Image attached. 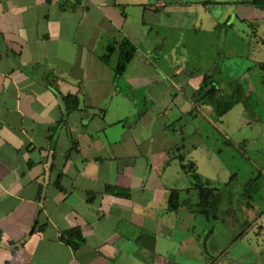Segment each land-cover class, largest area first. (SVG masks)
Wrapping results in <instances>:
<instances>
[{
    "label": "crops",
    "instance_id": "1",
    "mask_svg": "<svg viewBox=\"0 0 264 264\" xmlns=\"http://www.w3.org/2000/svg\"><path fill=\"white\" fill-rule=\"evenodd\" d=\"M240 1L0 0V264H213L254 248L264 264V191H226L230 168L216 184V129L251 106L249 72L264 64L228 62L221 77L231 14L214 9ZM251 5L235 19L246 29L264 15ZM237 90L219 116L215 101ZM224 231L230 244L211 253Z\"/></svg>",
    "mask_w": 264,
    "mask_h": 264
},
{
    "label": "rangeland",
    "instance_id": "2",
    "mask_svg": "<svg viewBox=\"0 0 264 264\" xmlns=\"http://www.w3.org/2000/svg\"><path fill=\"white\" fill-rule=\"evenodd\" d=\"M253 7L248 3H234L233 4H225L220 3L214 9V14L219 17L222 14V17L231 14V18L228 21L223 19L220 24L218 31L220 32L221 37L220 41L217 42L214 51L218 48V54L220 55L218 58L219 65L223 66V73L221 77L229 78V72L227 71L228 62L235 63L238 62L240 66L243 65H252V61L262 60L264 61V15H260V17L254 18L253 26H249V28H245L243 24L244 21H236V17L242 16L243 14H249L251 12V8ZM264 11V10H262ZM249 21V20H248ZM206 23V22H205ZM233 23V24H232ZM203 24V23H202ZM207 27V23L204 25ZM246 29L248 35L245 36V39L240 38L239 34ZM231 33V34H230ZM203 42V41H201ZM205 42L203 43V45ZM208 46V44H205ZM261 51H260V50ZM201 57L204 59L210 57V53L206 50L199 51ZM264 69V66H263ZM262 69L261 77L258 76L259 69H254L253 72H249L250 77L254 80L255 88L259 89L257 86L258 81L264 80V71ZM224 81V79H223ZM232 81V80H229ZM246 82L243 80H239L238 83L233 82L234 86L231 87V90L238 84L242 85L243 88H246ZM264 83V82H263ZM228 84V81H226ZM227 89H230V86L227 85ZM255 89L256 93L250 94V103L251 106L245 109L246 111H242V105L237 106L230 114H228L227 119H231L229 121L230 126L222 125L221 127L216 129V133L214 138L217 143L220 144L222 151L220 154V161L222 163V174H219L220 180L216 184L224 183L228 177H225V172L230 168L231 171L237 173L235 180L233 183L228 185L226 191H238L243 190V186H245V190H251V187H247L248 185H252V188H256L254 184L258 185L257 191H264V103L261 101L260 96ZM241 112V113H240ZM241 116H244L243 123L240 121ZM230 117V118H229ZM247 121H251V123H246ZM243 127L238 129L235 134H231L233 127L236 129L240 126ZM252 138L249 142H241L239 140L245 138ZM232 139L231 141L226 142L227 139ZM263 170V171H262ZM257 182V183H256ZM236 193V192H235ZM264 205V204H263ZM261 206V204H260ZM234 217V216H233ZM259 227V226H258ZM221 229L225 230V226L221 225ZM219 227L217 228V232L219 231ZM220 233V232H218ZM227 231L218 237L216 233L217 239L213 246L214 251L211 253L223 252L226 247L230 244L228 238L224 235ZM221 234V233H220ZM221 238V239H220ZM229 238H233L229 236ZM262 248V245H261ZM229 249V248H228ZM259 250L258 248H254L251 253H248L243 257L245 261H232L230 258V254H232V250H229L230 254H225L222 256L220 261H214L213 264H262V254L259 255V252H255Z\"/></svg>",
    "mask_w": 264,
    "mask_h": 264
},
{
    "label": "trees",
    "instance_id": "3",
    "mask_svg": "<svg viewBox=\"0 0 264 264\" xmlns=\"http://www.w3.org/2000/svg\"><path fill=\"white\" fill-rule=\"evenodd\" d=\"M242 1L245 3L253 4L259 8H264V0H241L240 2ZM125 58L128 59V53L126 54V52H125ZM214 91L215 89L212 86L209 90L206 91L205 97L210 96V98H212L213 97L212 93ZM237 92H238V97L232 99V101L229 102L228 104L223 101L219 102V100L215 101L219 116L225 114V112L228 111L236 103V101L237 102L240 101L242 96H244V94L241 93L240 90H237ZM172 203L174 204V195L171 196V206ZM62 239L66 243L70 244L75 250L78 249L80 244H82L84 241L82 233L79 229H72L65 231L62 235Z\"/></svg>",
    "mask_w": 264,
    "mask_h": 264
},
{
    "label": "flooded vegetation",
    "instance_id": "4",
    "mask_svg": "<svg viewBox=\"0 0 264 264\" xmlns=\"http://www.w3.org/2000/svg\"><path fill=\"white\" fill-rule=\"evenodd\" d=\"M262 9H264V8H262ZM263 66H264V64H263ZM263 71H264V69H263ZM259 82V81H258ZM255 201H257V199H255ZM254 216H253V219H254V221H252V223H256V221L261 217V214H260V212L259 211H257V210H254ZM257 226V225H256ZM258 228V227H257ZM255 232V231H254Z\"/></svg>",
    "mask_w": 264,
    "mask_h": 264
}]
</instances>
